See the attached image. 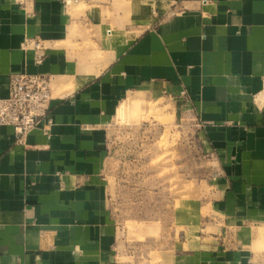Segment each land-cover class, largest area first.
<instances>
[{
  "label": "crops",
  "instance_id": "obj_1",
  "mask_svg": "<svg viewBox=\"0 0 264 264\" xmlns=\"http://www.w3.org/2000/svg\"><path fill=\"white\" fill-rule=\"evenodd\" d=\"M25 37L45 41L40 64ZM22 71L50 77V136L39 124L17 143L0 125V264H127L108 140L132 93L184 100L213 164L218 220L171 264H250L264 244V0H0V98Z\"/></svg>",
  "mask_w": 264,
  "mask_h": 264
},
{
  "label": "rangeland",
  "instance_id": "obj_2",
  "mask_svg": "<svg viewBox=\"0 0 264 264\" xmlns=\"http://www.w3.org/2000/svg\"><path fill=\"white\" fill-rule=\"evenodd\" d=\"M132 94L139 95V106L131 102L113 119L108 140L114 160L111 205L119 236L134 247L121 259L171 264L180 242L186 247L188 239L199 241L200 236L190 233L197 234L201 223L218 220L205 203L213 164L200 149L198 128L184 100ZM217 226L203 232H218ZM258 231L264 240V227ZM258 243L254 261L264 251Z\"/></svg>",
  "mask_w": 264,
  "mask_h": 264
},
{
  "label": "built area",
  "instance_id": "obj_3",
  "mask_svg": "<svg viewBox=\"0 0 264 264\" xmlns=\"http://www.w3.org/2000/svg\"><path fill=\"white\" fill-rule=\"evenodd\" d=\"M44 43L39 37H25L21 48L32 51L35 64H40L46 49ZM50 100L48 75L39 72H11L8 76V95L0 98V125L12 127L17 143H23L28 132L39 124L43 133L49 137L51 119L47 112ZM254 257V254L250 257V264L256 263ZM258 259L264 260V251Z\"/></svg>",
  "mask_w": 264,
  "mask_h": 264
}]
</instances>
